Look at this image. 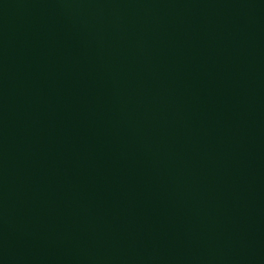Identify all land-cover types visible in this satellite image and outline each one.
<instances>
[{
    "label": "water",
    "instance_id": "obj_1",
    "mask_svg": "<svg viewBox=\"0 0 264 264\" xmlns=\"http://www.w3.org/2000/svg\"><path fill=\"white\" fill-rule=\"evenodd\" d=\"M0 264H264V0H0Z\"/></svg>",
    "mask_w": 264,
    "mask_h": 264
}]
</instances>
